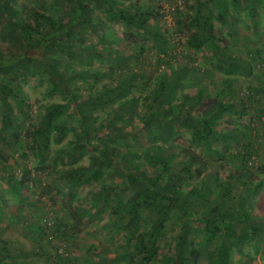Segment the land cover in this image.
Masks as SVG:
<instances>
[{"label":"rangeland","instance_id":"374dc122","mask_svg":"<svg viewBox=\"0 0 264 264\" xmlns=\"http://www.w3.org/2000/svg\"><path fill=\"white\" fill-rule=\"evenodd\" d=\"M8 6H13L20 13L15 20L26 18L31 8L51 15L66 14L68 9L65 0H6ZM198 0H113L116 5L127 8L140 6L151 15V23L155 30L165 37L166 43L159 44L149 35L135 28H128L121 22L111 21L101 9H93L92 25L82 26L75 30V47L84 48L91 44L108 50L111 55L101 60H95L84 55L69 58L65 53L56 51L51 55L58 59L59 65L66 71V75L74 76L71 85L79 88V95L84 98L87 94L100 90L103 86H116L122 76L121 72L132 71L139 74L129 87L125 98L120 101L137 99V104L130 112L124 111L125 116L132 115L133 121L127 125L120 124L115 119L113 124L120 126L127 137L112 136L111 122L120 101L97 108L89 120V130L95 140L94 129L101 138L113 141L121 153L119 164L128 166L123 154L127 151L137 155H144L148 147H162L163 154L168 162L176 166L182 161L179 154L181 148L189 149L199 154L206 162L205 171L189 181L177 184L176 188L186 193L197 189L203 191L206 180H210V200L218 194L221 186L228 181L229 176L245 170L237 158H230L229 154L238 149V146L250 139L256 133L264 132V119L260 118L255 107L251 113L239 115L231 111L224 113L219 122V129L232 132L234 129L242 135L230 139L223 146L218 142L215 148L228 152L219 156L208 153L207 146L193 142L192 131L177 127L175 135L164 141L161 135H154V127L148 131L141 129V123L136 117L143 113L145 98L156 87L157 81L174 79L178 84L171 104L181 102L184 95H195L200 88H205V95L197 102L194 109L200 115L205 108L206 97L215 96V85L226 86L232 80L237 85V94L233 100L237 103L243 98V93L252 84L257 87L259 96L264 102V0L256 4L253 14L247 3L240 1L234 4L233 0L225 1L227 8V23L222 24L215 18L211 24L215 30L222 50L229 56L240 60H250L252 73H240V70L231 74L225 73L221 55L213 54L206 48L194 50L187 42L188 34L194 32L193 26H187V18L194 14ZM170 19V24L163 18L164 11ZM0 18V45L3 43V28L6 23ZM99 25L100 30L94 26ZM13 51V47L10 48ZM10 49L4 48L9 54ZM38 51H27V55L35 58ZM36 59V58H35ZM117 61L122 62L120 65ZM28 69L18 76L8 74L4 77L12 78L15 88L21 94L23 103L21 108L14 105L12 128L3 133L4 140L0 139V150L7 156V170H0V264H160L161 257L176 256L174 248L179 226L170 218L166 229L159 239L158 256L153 261L141 262L142 255L135 254L133 239L129 238L122 229L118 230V217L111 214L110 202L103 203L97 199V194L103 186L119 185L125 179L115 172L114 162L103 168V177L100 182L84 184L71 188L61 175L79 166H85L96 153L90 147L73 152L67 147V142L73 138L74 131L78 130L76 117L69 108L63 114V120L68 133L59 144L51 143L44 164L40 169L30 149V142L25 133L30 125L36 124L43 113V108L50 103H65V99L57 91H52L46 81L42 80L39 64L34 61ZM87 73L85 79L82 74ZM122 74V73H121ZM202 74V75H201ZM124 75V74H123ZM206 76V77H205ZM0 79L3 80L0 75ZM255 84V85H254ZM251 89V88H249ZM245 95V94H244ZM232 98L223 97L230 101ZM256 110V111H255ZM133 112V113H132ZM8 109L0 99V130L2 116ZM251 120V122H250ZM260 122H262L260 124ZM103 126V127H101ZM252 130L254 132H252ZM1 137V133H0ZM257 160L252 168L264 167V142L258 145ZM62 156V157H61ZM63 158V159H61ZM57 162L55 171L50 163ZM9 168L17 177L23 176L26 183L22 185L23 198L16 193L2 179L9 173ZM253 170V169H252ZM263 178L264 176H258ZM258 179L253 180L256 182ZM131 192L124 194L125 197ZM249 200L248 213L257 221L264 223V183L261 189ZM146 216L142 227L148 226L153 219ZM44 220L52 226L59 227V234L53 235L48 241L42 231ZM195 228H201L193 222ZM191 249L197 253L195 264H214L218 243L204 245L201 235L189 237ZM59 253V255H58ZM229 259L231 264H264V241L246 240L232 249Z\"/></svg>","mask_w":264,"mask_h":264},{"label":"trees","instance_id":"16d2710c","mask_svg":"<svg viewBox=\"0 0 264 264\" xmlns=\"http://www.w3.org/2000/svg\"><path fill=\"white\" fill-rule=\"evenodd\" d=\"M233 1L234 4L240 1L246 2L249 11L253 14L256 4L262 0ZM65 3L68 9L66 14L51 15L31 8L26 18L15 20L20 12L13 6H8L6 0H0V18L2 22L6 21L4 22L6 24L2 26L3 43L0 45V75L3 78V80L0 79V99L8 109V113L2 116L0 139L4 140L3 133L12 128L14 112L12 108L14 105L21 108L23 103L12 78L4 80V77L11 74L14 78L36 61L40 67L42 80L47 82L52 91H57L65 99V103L46 105L40 120L30 125L25 133L36 162L42 167L40 169H44L50 144L61 143L67 135L69 130L63 120V114L70 108L77 119L78 130L74 131L73 138L67 142V147L73 152L90 147L96 154L90 158L87 165L71 168L61 177L69 183L71 188L97 183L103 177L105 165L116 162L115 172L122 176L125 182L119 185L103 186L97 194V199L99 202L107 203L112 196L110 208L111 214L118 217L117 229H122L129 238L133 239L135 254L142 255L141 262L147 263L156 259L157 243L171 217L179 226L174 244L176 256H163L160 264H195L197 253L191 249L193 247L189 238L194 235H201V242L204 245L218 243L214 264H231L229 255L232 249L246 240L264 241V223L255 220L248 213L250 204L247 200L258 192L263 183V178L258 176H264V167H252L258 158V145L264 142V132H260V135L256 133L242 142L234 154L227 155L230 158H237L245 170L230 175L212 201L209 198L211 194L209 179L205 181L206 186L203 191L192 188L182 193L176 188L177 184L183 181L199 177L206 169V162L201 156L189 149L179 150L182 161L176 166L160 154L162 147L155 149L150 146L141 156L127 151L123 157L129 164L121 167L119 164L121 153L117 147L112 146L114 142L101 138L96 128L94 129L95 137L98 138L94 140L88 129L89 120L92 119V113L97 108L125 98L129 87L139 74L132 71L121 72L122 78L116 86L105 85L100 90L81 98L79 88L71 85L74 76L66 75L58 59L51 53L59 51L69 58L84 55L95 60L111 56L108 50L94 44L84 48L75 47V30L92 25L93 9H101L109 20L121 22L128 28L142 31L159 44H165L166 39L155 30L151 23V15L140 6L127 8L116 5L113 0H65ZM212 18L222 24L227 23L225 1L198 0L194 14L187 18L186 27L194 28V32L188 34L186 38L190 48L194 50L206 48L215 55H221L224 65L222 70L227 74L240 70V73L251 75L253 64L251 60H240L222 50L220 40L216 37L210 22ZM94 28L100 30L101 27L97 24ZM4 48L10 49L8 55L4 53ZM32 49L38 51L36 59L27 55V51ZM117 62L119 65L122 63ZM82 76L87 79L88 74L84 73ZM177 87L176 78L157 81L156 87L145 98L143 113L136 117L142 125L141 129L148 131L154 127V135H161L166 141L175 135L177 127L187 128L192 131L193 142L206 145L208 153L222 156L228 152L225 148L224 153L215 148L216 144L221 142L224 146L228 140L242 134L236 129L232 132L219 129L223 114L232 109L238 116L251 113L258 93L247 88L248 90L242 94L244 99L236 103L233 97L237 94L238 87L233 80L224 87L216 84L215 96L212 98L207 96L204 110L200 115H196L194 109L197 102L205 95L206 89L200 88L195 95H184L181 102L172 105L170 100L174 97ZM256 91L259 92L258 89ZM226 96L232 99L222 100ZM137 102L135 98L120 101L113 114L114 120L111 122L112 136L127 137L129 135L113 123L115 119L120 120V124L125 126L131 123L135 118L132 115L125 116L123 112L131 113ZM259 113L264 115V109ZM260 118L264 119L263 116ZM6 163L7 156L0 150V170H7ZM50 165L55 171L57 162L52 160ZM8 170L9 173L2 179L16 195L23 198L21 187L26 183V179L23 176L17 177L11 168ZM255 179L258 180L254 182ZM127 192H131V195L125 197L124 194ZM2 200L0 193V201ZM145 213L152 215L153 219L148 226L141 228L146 219V216H143ZM193 222L199 223L201 228H195ZM42 226L43 234L48 241L53 239V235L59 234V227L55 226L52 233H47L44 224Z\"/></svg>","mask_w":264,"mask_h":264},{"label":"crops","instance_id":"0c3cea01","mask_svg":"<svg viewBox=\"0 0 264 264\" xmlns=\"http://www.w3.org/2000/svg\"><path fill=\"white\" fill-rule=\"evenodd\" d=\"M251 60V59H250ZM249 86V88H251V89H253V90H255V92L257 93V87H254V88H252V84L250 83V84H248ZM255 85V84H254ZM256 100H255V102H254V104H253V107H255L256 108V110H258V109H260V110H258V111H260V112H262L263 111V109H264V102L262 101V98H261V96H259V95H256ZM258 108V109H257ZM255 110V111H256ZM263 183H264V180H263ZM263 183H262V185H263ZM262 185H261V187H262ZM261 187H260V189H261Z\"/></svg>","mask_w":264,"mask_h":264},{"label":"built area","instance_id":"2783aa9c","mask_svg":"<svg viewBox=\"0 0 264 264\" xmlns=\"http://www.w3.org/2000/svg\"><path fill=\"white\" fill-rule=\"evenodd\" d=\"M164 14L165 16L163 18L166 20L168 24H170V19L169 16L167 15V10L164 11ZM43 224L47 230V233H52V231L54 230V226H52V224L48 220H44Z\"/></svg>","mask_w":264,"mask_h":264}]
</instances>
